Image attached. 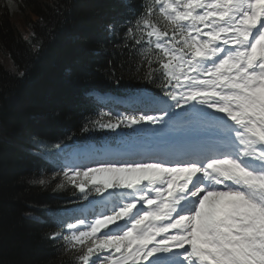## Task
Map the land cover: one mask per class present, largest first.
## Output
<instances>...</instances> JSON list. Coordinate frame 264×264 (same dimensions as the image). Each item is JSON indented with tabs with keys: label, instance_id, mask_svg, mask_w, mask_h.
<instances>
[{
	"label": "snow or ice",
	"instance_id": "obj_1",
	"mask_svg": "<svg viewBox=\"0 0 264 264\" xmlns=\"http://www.w3.org/2000/svg\"><path fill=\"white\" fill-rule=\"evenodd\" d=\"M140 8L122 39L156 50L137 70L160 94L134 90L82 131L149 146L58 164V187L102 210L58 221L49 239L76 251L72 264H264V0Z\"/></svg>",
	"mask_w": 264,
	"mask_h": 264
},
{
	"label": "trees",
	"instance_id": "obj_2",
	"mask_svg": "<svg viewBox=\"0 0 264 264\" xmlns=\"http://www.w3.org/2000/svg\"><path fill=\"white\" fill-rule=\"evenodd\" d=\"M143 2L0 0V264L75 260L74 249L64 251L61 241L49 239L66 209L81 207L84 200L66 182L58 187L62 177L53 173L61 155L54 145L72 149L128 141L122 139L126 133L82 131L98 111L107 112L85 94L132 98L141 88L160 94L137 70L141 56L151 58L156 50L134 48L130 41L125 47L122 39L125 22ZM15 13L23 17L14 18ZM24 21L28 35L20 31ZM40 178L47 183H33Z\"/></svg>",
	"mask_w": 264,
	"mask_h": 264
},
{
	"label": "rangeland",
	"instance_id": "obj_3",
	"mask_svg": "<svg viewBox=\"0 0 264 264\" xmlns=\"http://www.w3.org/2000/svg\"><path fill=\"white\" fill-rule=\"evenodd\" d=\"M13 17L15 18H19V17H23V15H20L19 13H15L14 15H13ZM24 24H25V26L26 27H24V28H21V33L23 34V35H28V32H29V27H27L28 26V24H27V21H24ZM77 36L78 35H74V36H72V37H75V38H77ZM8 60V59H7ZM102 97V99H106V98H109L110 96H101ZM116 106H114V108H115ZM29 139V137H22V139L23 140H25V139ZM12 139V138H11ZM12 141H15V142H17V143H19V144H22V145H25V146H27L24 142H22V141H20V140H14V139H12ZM26 141H28V140H26ZM141 146H149V144L147 143V142H141V141H133V142H131V143H129V144H126V145H124L123 146V148L125 149H136V148H138V147H141ZM28 147V146H27ZM83 152H86V151H83ZM81 153V151H78L77 153H74L73 155H71V159L70 160H66V159H64V158H62L63 159V162H72V161H74V156L77 154V155H79ZM86 154V153H85ZM84 154V155H85ZM114 156V155H113ZM79 159H80V161H82L81 160V158H80V156L78 157ZM89 208H92V207H89ZM85 210H86V208H85ZM91 213H89V214H87V215H90Z\"/></svg>",
	"mask_w": 264,
	"mask_h": 264
},
{
	"label": "bare ground",
	"instance_id": "obj_4",
	"mask_svg": "<svg viewBox=\"0 0 264 264\" xmlns=\"http://www.w3.org/2000/svg\"><path fill=\"white\" fill-rule=\"evenodd\" d=\"M146 148L144 147V148H140V149H134L133 151H140V150H145ZM120 153V152H119ZM75 160V159H74ZM75 161H80V159H77V160H75Z\"/></svg>",
	"mask_w": 264,
	"mask_h": 264
}]
</instances>
